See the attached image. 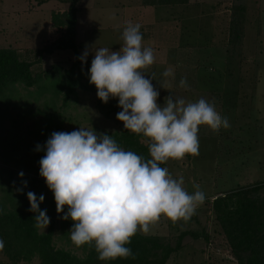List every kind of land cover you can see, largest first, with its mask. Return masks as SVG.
Listing matches in <instances>:
<instances>
[{
	"label": "rangeland",
	"instance_id": "374dc122",
	"mask_svg": "<svg viewBox=\"0 0 264 264\" xmlns=\"http://www.w3.org/2000/svg\"><path fill=\"white\" fill-rule=\"evenodd\" d=\"M138 2L143 0H79L78 57L66 49L38 60L36 49L58 37L63 28L61 22L53 23V15L59 21L69 1L0 0V49L13 48L21 58L32 61L34 73L47 70L55 74L42 76L32 86L9 84L0 94V216L30 208L29 191L38 200L43 195L39 207L46 210L50 223L45 229L37 228L36 213L32 212L37 232L44 233L52 226L55 248L81 260L90 255L93 247H76L71 242L73 221L56 212L54 194L39 175V161L53 132L70 133L80 127L112 136L127 151L119 139L126 129L116 118L122 111L117 98L102 102L95 85L89 83V70L96 50L118 51L123 46L125 24L138 23L143 46L156 45L152 48L155 63L144 73L159 91L157 103L163 106L170 94L191 102L205 98L230 125L218 132L201 126L199 155L162 164L174 179L183 177V187L190 194L198 184L205 201L187 222L173 225L161 218L147 235L138 232L151 240L142 264H238L214 213L213 201L233 189L264 182V0H188L187 7L153 6V14L147 7L139 13ZM144 23L150 25L146 28ZM86 49L89 54L82 62L79 57ZM76 59L84 74L75 92L65 98V71ZM169 68L174 78L162 76ZM182 78L187 80V89L179 86ZM164 79L170 81L167 89L159 84ZM138 140L146 145L142 136ZM250 196L264 197V188ZM183 231L189 233L179 237ZM4 232L7 243L0 252V264H41L37 254L23 257L10 227ZM91 264L119 263L101 261L94 252Z\"/></svg>",
	"mask_w": 264,
	"mask_h": 264
},
{
	"label": "clouds",
	"instance_id": "9594fccd",
	"mask_svg": "<svg viewBox=\"0 0 264 264\" xmlns=\"http://www.w3.org/2000/svg\"><path fill=\"white\" fill-rule=\"evenodd\" d=\"M140 28V24L128 22L118 51H95L89 83L95 85L97 97L105 104L118 98L122 111L117 120L126 130L145 138L151 158L125 151L108 134L80 127L70 133L53 132L39 161V175L54 194L56 212L73 221L71 242L76 247H94L101 261L135 259L126 245L137 232L147 235L161 218L175 225L195 214L205 201L200 186L194 185L196 190L190 194L183 187V177L174 179L161 165L199 155L201 126L213 132L230 126L205 98L191 102L170 94L163 106L157 103L159 91L144 73L155 63L154 50L143 46ZM88 54L86 49L79 59L85 62ZM162 76L174 78V72L169 68ZM159 84L167 89L170 81L164 79ZM179 86L188 88L186 78ZM27 198L29 211L36 213V227L45 229L50 218L39 207L45 197L40 195L38 200L29 191ZM4 246L0 239V252Z\"/></svg>",
	"mask_w": 264,
	"mask_h": 264
},
{
	"label": "trees",
	"instance_id": "16d2710c",
	"mask_svg": "<svg viewBox=\"0 0 264 264\" xmlns=\"http://www.w3.org/2000/svg\"><path fill=\"white\" fill-rule=\"evenodd\" d=\"M67 11L58 21L59 17L53 15V23L63 25L58 37L47 41L42 47L36 49L38 60L43 55H49L56 50H73L78 57V45L75 39L77 34L76 13L79 0H68ZM145 5L163 6L186 3V0H143ZM78 59L65 71L66 85L65 98L75 92L80 85L83 70L78 66ZM32 61L21 58L13 48L0 49V94L4 87L13 83H22L25 86L34 85L42 76L54 77V73L44 71L42 74L32 71ZM118 101V98H117ZM127 151H134L136 154L150 159L148 146L138 140V135L125 130L119 134ZM162 166V165H161ZM264 188V182H257L252 186L239 187L231 190L230 193L218 196L213 201V210L220 223L223 233L228 238L229 246L238 264H264V197H251V193H257ZM249 194V195H248ZM30 208H25L16 213H7L0 216V239H5L4 229L10 227L18 238L20 252L26 259L34 254L39 256L41 264H91V257L96 253L94 247L90 255L84 260L77 258L66 250L57 249L52 243L53 227L49 226L46 232H37L34 226V216ZM183 231L179 237L188 234ZM197 236L193 232L191 233ZM151 241L146 236H140L137 232L133 236L130 247L135 259L117 258L112 263L119 264H142L150 247L147 243ZM156 246V241L151 242ZM173 249L167 248V251Z\"/></svg>",
	"mask_w": 264,
	"mask_h": 264
},
{
	"label": "crops",
	"instance_id": "0c3cea01",
	"mask_svg": "<svg viewBox=\"0 0 264 264\" xmlns=\"http://www.w3.org/2000/svg\"><path fill=\"white\" fill-rule=\"evenodd\" d=\"M138 1V0H137ZM187 2H188V0H186V3H182V4H185L184 6H186L187 7ZM181 4V5H182ZM173 5H177V4H173ZM136 6H137V8H138V11H139V13H141L144 9L143 8H146L147 7V12H149V13H154V9H153V6H151L150 7V5H145L143 2H138L137 4H136ZM164 7L166 6V5H163ZM148 7H150V9H148ZM142 14H146L145 12L144 13H142ZM174 17V16H173ZM127 24H125V26H126ZM146 25H150V23H144V27H146ZM125 28V27H124ZM124 28H123V30H124ZM147 28V27H146ZM186 30V29H185ZM149 37V36H148ZM146 39V38H145ZM153 44V43H152ZM147 44L146 45V47H151V48H155L156 47V45L155 44ZM158 47V46H157ZM174 49V48H173Z\"/></svg>",
	"mask_w": 264,
	"mask_h": 264
}]
</instances>
